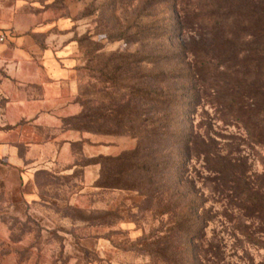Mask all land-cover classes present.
<instances>
[{"label": "rangeland", "instance_id": "374dc122", "mask_svg": "<svg viewBox=\"0 0 264 264\" xmlns=\"http://www.w3.org/2000/svg\"><path fill=\"white\" fill-rule=\"evenodd\" d=\"M15 1L55 22L84 122L141 152L113 186L80 185L81 206L14 220L2 250L17 264H264V0Z\"/></svg>", "mask_w": 264, "mask_h": 264}, {"label": "crops", "instance_id": "0c3cea01", "mask_svg": "<svg viewBox=\"0 0 264 264\" xmlns=\"http://www.w3.org/2000/svg\"><path fill=\"white\" fill-rule=\"evenodd\" d=\"M53 25L44 11L0 0V264H17L14 250H2L14 220L51 221L52 207L81 206L80 185L94 187L101 175L97 157L136 145L79 125L76 69Z\"/></svg>", "mask_w": 264, "mask_h": 264}, {"label": "trees", "instance_id": "16d2710c", "mask_svg": "<svg viewBox=\"0 0 264 264\" xmlns=\"http://www.w3.org/2000/svg\"><path fill=\"white\" fill-rule=\"evenodd\" d=\"M166 78V74L162 73V77L161 79H165ZM159 101L162 104H168V102H170V98H168L167 96H165L164 94H161L159 96ZM115 109H110V112L113 111ZM88 118L89 120H91L93 118L92 112L87 111L86 108L84 107L81 116H80V120H79V125L83 128H87V129H91V130H95L98 132H104V133H112V134H117L118 132L113 131L111 129H107V130H101V129H96V128H92L90 126H88L85 122L84 119ZM143 151V149H142ZM139 152H141V142L138 143L135 147L132 148H127L122 150L120 153L112 155V154H108V155H100L98 156V160H100L102 162V171H101V175L100 178L98 179L96 185H100V186H113V184H111V179H115L118 176L121 175V171L123 170L122 168L126 167L127 164H130V158L131 156L135 155V154H139ZM144 152V151H143ZM107 162H113L114 164L112 166L107 165ZM114 177V178H112Z\"/></svg>", "mask_w": 264, "mask_h": 264}, {"label": "built area", "instance_id": "2783aa9c", "mask_svg": "<svg viewBox=\"0 0 264 264\" xmlns=\"http://www.w3.org/2000/svg\"><path fill=\"white\" fill-rule=\"evenodd\" d=\"M4 40H5V36L0 33V41H4Z\"/></svg>", "mask_w": 264, "mask_h": 264}]
</instances>
